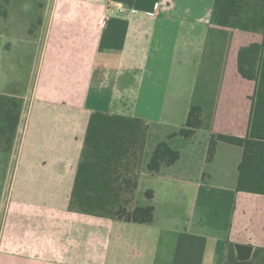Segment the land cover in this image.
I'll return each instance as SVG.
<instances>
[{"label":"crops","instance_id":"obj_1","mask_svg":"<svg viewBox=\"0 0 264 264\" xmlns=\"http://www.w3.org/2000/svg\"><path fill=\"white\" fill-rule=\"evenodd\" d=\"M214 4L44 0L18 48L0 32V94L24 99L14 147L0 152V264H264V195L237 191L243 149L219 142L209 157L213 134H247L255 84L238 75L237 52L260 37L214 24ZM11 53L33 58L20 94L9 74L2 82ZM196 104L204 116L192 147L153 174L168 215L160 189L150 224L70 211L93 112L143 119L170 137ZM199 133L205 148L193 147ZM239 245L252 247L249 259Z\"/></svg>","mask_w":264,"mask_h":264},{"label":"trees","instance_id":"obj_2","mask_svg":"<svg viewBox=\"0 0 264 264\" xmlns=\"http://www.w3.org/2000/svg\"><path fill=\"white\" fill-rule=\"evenodd\" d=\"M212 21L222 28L257 35L260 40L242 43L237 52L238 75L255 84L247 134H213L209 157L219 142L241 147L237 191L264 195V0H215ZM23 107V98L0 94V152L13 149ZM203 116L204 107L193 105L185 126L170 136L180 137L181 143L175 147L158 143L147 164L151 174L180 160L182 143L203 126ZM150 128L143 119L92 113L71 194V212L126 223L154 221L153 205H135ZM154 196L153 190L145 192L149 201ZM237 250L238 258L247 260L253 249L239 245Z\"/></svg>","mask_w":264,"mask_h":264},{"label":"rangeland","instance_id":"obj_3","mask_svg":"<svg viewBox=\"0 0 264 264\" xmlns=\"http://www.w3.org/2000/svg\"><path fill=\"white\" fill-rule=\"evenodd\" d=\"M44 0H0V13L3 15L5 14V17L9 13L8 18H1L0 17V32L2 34V44H15L16 48H18L19 44L22 42L20 40V37L26 35V29L31 26V22L34 20V23L36 21V17L39 16L40 11V4ZM35 6H38L36 8ZM38 14V15H37ZM15 50V49H14ZM3 51V49H2ZM16 53H11L12 57H4L5 63L2 64V82L3 80H7L9 74L15 81L18 83L14 85L15 91L20 94V92L23 91L24 87H26L27 83L30 81L28 80V72H27V66H29L33 60V58H19L15 57ZM17 56V54H16ZM19 60L20 67L17 68L15 66L16 61ZM15 67V69H14ZM243 91V88L240 89V92ZM252 92V90H251ZM243 122L240 124V128H243ZM179 132V131H178ZM167 131H165V127H159L157 126H151L150 128V134H149V140L146 147V159L143 164L142 172H141V179H140V185L139 190L136 193V199H135V205H147L150 201L146 199L145 192L149 189L157 190L160 189L159 181L158 179H155L153 177V174H151L147 170V164L150 160L151 152L154 151L158 143L160 142H168L172 146H177L180 142V140L173 141V138L166 137ZM202 134L199 133L196 139H194V148H205V140L202 137ZM175 139H180L179 137H176ZM187 144V143H186ZM185 143H182V146L180 147V151H182L183 148H189L192 147V145H187ZM208 145V144H207ZM169 198H167V194L164 193V188L160 189V194L157 192V198L156 203L161 207V211L163 215L166 213L168 215L169 213V207L170 202L168 201ZM215 205V203H214ZM200 208V212H201ZM198 210V212H199ZM207 211L208 213L213 211V208L206 207L203 208V212ZM165 216V215H164Z\"/></svg>","mask_w":264,"mask_h":264}]
</instances>
